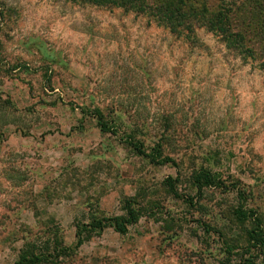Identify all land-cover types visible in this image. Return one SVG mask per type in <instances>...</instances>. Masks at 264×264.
Returning a JSON list of instances; mask_svg holds the SVG:
<instances>
[{"label":"rangeland","instance_id":"374dc122","mask_svg":"<svg viewBox=\"0 0 264 264\" xmlns=\"http://www.w3.org/2000/svg\"><path fill=\"white\" fill-rule=\"evenodd\" d=\"M4 7L0 264H14L25 240L50 227L71 246L79 221L122 215L127 202L143 208L128 234L88 233L61 264H224L227 246L235 264L254 225L234 217V192L200 193L190 177L210 166L238 179L264 219L263 19L251 59L205 27L191 44L119 8L1 0ZM96 107L117 118V135L82 113ZM126 133L147 150L163 139L179 165L151 163ZM168 177H179L185 197L167 187Z\"/></svg>","mask_w":264,"mask_h":264},{"label":"trees","instance_id":"16d2710c","mask_svg":"<svg viewBox=\"0 0 264 264\" xmlns=\"http://www.w3.org/2000/svg\"><path fill=\"white\" fill-rule=\"evenodd\" d=\"M1 1V0H0ZM76 3L92 4L101 8L123 9L125 12H134L137 15L147 16L158 25L168 29L174 36H184L191 44H196L195 31L205 27L220 37L227 49L246 58L255 59L256 47L254 43L262 39L257 21H264V0H69ZM214 6H213V5ZM5 10L0 9V19H6ZM248 19V20H247ZM256 25H253V23ZM246 25V28L240 27ZM264 28V25H263ZM51 82H49L50 84ZM5 103H11L10 100ZM82 113L97 120L102 132L117 135L119 122L117 118L107 119L104 112L96 107L91 110L82 109ZM4 133L0 130V135ZM164 137L165 134H164ZM125 142L137 154L150 159L156 165L174 164L178 166L175 158L165 155L164 140L156 142L150 150L136 138L133 133H126ZM193 186L201 193L206 188H215L222 191L234 192L238 198L239 206L233 210L236 219L243 223L251 222L254 226L246 232V245L242 248L240 257L235 264H256L258 257L264 251V219L258 208L249 206L252 198L247 188L238 179L225 177L220 171L200 166L191 173ZM179 177H168L165 180L167 187L176 196L185 197L177 192L176 182ZM190 205L194 204L192 196H186ZM122 215L93 216L90 221H79L76 225V242L65 245L58 235L57 228H48L42 234L36 233L33 238L25 240L19 248L14 264H61L67 257H72L85 243L86 235L101 234L107 228L126 235L130 227L140 220L142 207H135L127 202ZM234 247L227 246L228 255L224 264H232L228 258L233 254Z\"/></svg>","mask_w":264,"mask_h":264}]
</instances>
